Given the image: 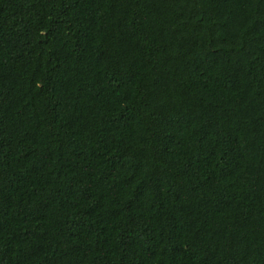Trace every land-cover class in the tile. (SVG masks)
<instances>
[{"label": "trees", "instance_id": "1", "mask_svg": "<svg viewBox=\"0 0 264 264\" xmlns=\"http://www.w3.org/2000/svg\"><path fill=\"white\" fill-rule=\"evenodd\" d=\"M0 264H264V0H0Z\"/></svg>", "mask_w": 264, "mask_h": 264}]
</instances>
